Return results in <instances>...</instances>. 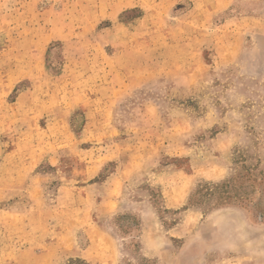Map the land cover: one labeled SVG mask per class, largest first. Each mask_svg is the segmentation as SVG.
Masks as SVG:
<instances>
[{
    "label": "rangeland",
    "instance_id": "rangeland-1",
    "mask_svg": "<svg viewBox=\"0 0 264 264\" xmlns=\"http://www.w3.org/2000/svg\"><path fill=\"white\" fill-rule=\"evenodd\" d=\"M0 264H264V0H0Z\"/></svg>",
    "mask_w": 264,
    "mask_h": 264
}]
</instances>
